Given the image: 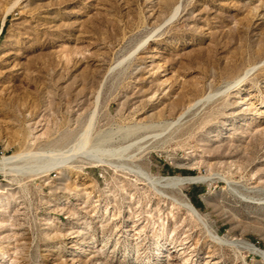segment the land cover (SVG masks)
Here are the masks:
<instances>
[{
    "label": "rangeland",
    "instance_id": "1",
    "mask_svg": "<svg viewBox=\"0 0 264 264\" xmlns=\"http://www.w3.org/2000/svg\"><path fill=\"white\" fill-rule=\"evenodd\" d=\"M178 1L0 0V264H264L141 174L210 177L182 187L210 230L264 250V64L188 109L264 60V0H182L163 25ZM132 143L119 170H1Z\"/></svg>",
    "mask_w": 264,
    "mask_h": 264
},
{
    "label": "bare ground",
    "instance_id": "2",
    "mask_svg": "<svg viewBox=\"0 0 264 264\" xmlns=\"http://www.w3.org/2000/svg\"><path fill=\"white\" fill-rule=\"evenodd\" d=\"M181 11H182V0H179L178 3L176 4L175 8L172 10L170 16L167 18V20L165 21V23L163 25H165L166 23H169V22L175 20L176 18H178L179 15L181 14ZM145 41L142 42L141 44L145 43ZM128 56L125 57V58H123L122 60H119L117 62V64L114 66V68H116L117 66H119L123 62H125L127 60ZM263 64H264V60H262V61H260V62H258L256 64H254L253 66L247 68L243 72V74H241L234 82L229 83L228 85H226V87H224L223 90H220V91H217V92H210L209 94L202 96L201 98L197 99L195 102H193L192 104H190V106L188 107V109L194 108L196 106L198 107L201 104L204 105V103L206 104L208 101H210L214 97L216 98V96L219 95V94H221V93L222 94L228 93L234 86H236V85L244 82L247 78H249V76L253 73V71H255L258 67H260ZM100 96L101 95H100V92H99V94L97 96V102L99 101ZM95 108H97V107L95 106ZM184 115H185V111L184 112H181L180 113V116L178 117V120L177 121L174 120L175 122H170L168 124L166 123L167 124V127L170 128L171 126L175 125L177 122H179V121L181 122V120L184 117ZM169 128H167V130ZM88 136H86L87 137L86 138V142H87ZM84 137H85V135H84ZM80 140H81V138H80ZM137 141H139V140H137ZM77 143L79 145L80 144V141L77 142ZM82 143H84V142H82ZM134 144L135 143H132V144H130L128 146H121V147L115 148L113 150L111 149L110 152H107V153L106 152L105 153L103 152L102 155L101 154L97 155V153L96 154L93 153V155H90L91 153L90 154H84V153H82L81 152L82 151V148H85L86 147L83 144H82V148L79 147V146L73 145V146L69 147L67 150H65V149L62 150L61 149V150H58V151H49V152L48 151L47 152H44V151L43 152H41V151L39 152V151H33V150H30V151H22V152L13 154L12 156H5V157H3L2 160H1V165H2L1 170H5V169H8L9 168V169H12V170H14L16 172H23L25 174H28L29 173V174H35L36 175V174H39V173L46 172L51 167H54V166H56L57 168L75 167V166H78V165H75L74 163L77 164V162L85 161V160H89V161L94 162V163L96 162L99 165H106V164L108 165L109 164V165H112L115 168H118L117 170H119L120 165L118 164V162L113 161L114 158H115L114 155L121 154V153L123 154L128 149H132V147H133ZM83 146H85V147H83ZM134 147H138V145L135 144ZM98 150H97V152H99ZM106 155L108 157L113 156V158H111L113 160L108 159L107 157H105ZM131 156H133V155H131ZM41 157H50L52 159L51 160V163H49L48 165H39V164H34V162H32V160L39 159ZM80 157H83L85 160L79 159ZM133 157L136 158V156H133ZM45 160H46V158H45ZM134 160H137V159H134ZM139 161H137V162H139ZM91 162H88V163H91ZM119 162H121L120 159H119ZM132 162H133V160H132ZM129 163H131V162H129ZM139 163L141 164V162H139ZM121 164H123V163H121ZM131 164L133 165V163H131ZM142 165H143V163H142ZM133 166H131V167H133ZM124 167H128V165L127 164H126V166L123 165V168ZM122 170H124V169H122ZM131 170L133 171L135 169L132 168ZM131 170L129 169V170H126V171H130L131 172ZM140 170L141 169H139V171ZM139 171L137 169V172L135 171V173L138 174ZM143 172H145V171H142L141 174L144 175L145 179L148 180V182L152 186H154V188H156L158 190V192L164 198H170L173 202H175L176 204H178L182 208L186 209L197 220L201 221L202 224L204 223L205 226L207 227V229L211 232L212 236L215 239L223 240L224 242H226L227 244H229L230 246H233V247L244 248V249L250 250L251 252H253V253L261 256L264 259V250L261 249L260 247L254 245V244H252L250 242H246V241H242V240H227V239H223V238H220V236L218 235V233L216 231H211L210 230V227H209V225H208V223H207V221L205 219V217L203 216V214L198 210V208L193 204V202L190 200V198L185 194V192L182 189V187L184 185H187V184L199 183V182H208V181L211 180L210 177H207V176H155L152 173H150L149 171L148 172H145L144 174H143ZM138 177H139V175H138ZM138 180H140V179H138ZM176 191H177L178 194L175 195L174 192H176Z\"/></svg>",
    "mask_w": 264,
    "mask_h": 264
},
{
    "label": "trees",
    "instance_id": "3",
    "mask_svg": "<svg viewBox=\"0 0 264 264\" xmlns=\"http://www.w3.org/2000/svg\"><path fill=\"white\" fill-rule=\"evenodd\" d=\"M194 204V203H193ZM195 205V204H194Z\"/></svg>",
    "mask_w": 264,
    "mask_h": 264
}]
</instances>
